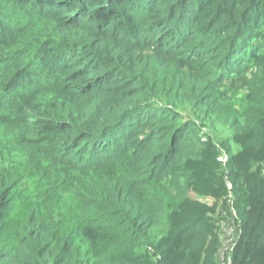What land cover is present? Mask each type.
<instances>
[{
    "label": "trees",
    "instance_id": "16d2710c",
    "mask_svg": "<svg viewBox=\"0 0 264 264\" xmlns=\"http://www.w3.org/2000/svg\"><path fill=\"white\" fill-rule=\"evenodd\" d=\"M222 254L264 264V0H0V264Z\"/></svg>",
    "mask_w": 264,
    "mask_h": 264
},
{
    "label": "rangeland",
    "instance_id": "374dc122",
    "mask_svg": "<svg viewBox=\"0 0 264 264\" xmlns=\"http://www.w3.org/2000/svg\"><path fill=\"white\" fill-rule=\"evenodd\" d=\"M205 140V138H204ZM222 153V150L219 154L211 150L209 154V159L211 161L219 162L222 165L223 160L225 159V155ZM201 172H204V168H200ZM200 183L204 185V187H211L212 190L207 191V193L201 192V190L192 191L190 207L194 205L204 204L208 207L209 213H214L219 211L221 214V222H217V229L219 230V240L222 242V233H225V238L227 241H232L233 237V229L235 228V219L237 218V208L239 207V199L241 197L240 194L234 191V182L227 179L224 176V190L219 187V185L212 178H207L204 175L199 176ZM222 191V192H221ZM233 222V226L229 225L228 222ZM224 259V258H222Z\"/></svg>",
    "mask_w": 264,
    "mask_h": 264
},
{
    "label": "built area",
    "instance_id": "2783aa9c",
    "mask_svg": "<svg viewBox=\"0 0 264 264\" xmlns=\"http://www.w3.org/2000/svg\"><path fill=\"white\" fill-rule=\"evenodd\" d=\"M227 242H230V241H227ZM222 258H224V255L223 254L220 256V260H221V263L220 264H223L224 259H222Z\"/></svg>",
    "mask_w": 264,
    "mask_h": 264
}]
</instances>
